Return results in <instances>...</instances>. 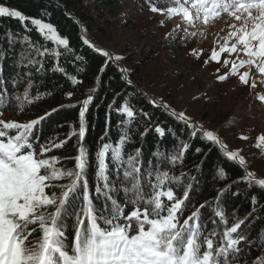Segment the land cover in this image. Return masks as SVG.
Wrapping results in <instances>:
<instances>
[{
  "label": "snow or ice",
  "instance_id": "obj_1",
  "mask_svg": "<svg viewBox=\"0 0 264 264\" xmlns=\"http://www.w3.org/2000/svg\"><path fill=\"white\" fill-rule=\"evenodd\" d=\"M145 9L152 17H161L160 27L179 19L165 33L169 43L177 39L186 43L222 24L204 65L219 64L217 81L236 77L238 86L249 89L253 103L264 107V0H142L141 11ZM41 12L38 17L26 16L0 2V20L15 19L24 29L21 33L8 27L0 32V264H264V227L255 228L257 223L264 225L260 197L251 195V210L243 217L237 215L238 209L229 214L224 202L226 194L242 182L249 191L254 187L264 191V174L258 177L240 149L230 150L215 130L206 129L186 110L140 89L130 69L120 65L124 57L97 46L83 24L82 45L104 57V64L83 99H74L84 83L87 60L69 36L44 18L50 16L47 9ZM33 29L43 43L31 37ZM189 55L199 60L203 49L193 48ZM6 61H10L8 75L4 74ZM69 64L76 65L73 72L68 71ZM109 65L117 68L121 83L107 104L104 131L95 149H90L88 115L98 89L104 87L103 74ZM222 68L227 70L221 72ZM50 71L61 74L70 90L63 91L65 84L47 88ZM60 92L71 103L27 120L4 116L6 110L28 115L33 106ZM202 97L212 100L206 93L192 99ZM144 104L152 111H146ZM65 108H78L76 120L66 125L69 131L45 136V122ZM157 110L175 126L153 119ZM113 112L122 117L115 138ZM138 121L147 127L140 133V146L128 153L126 147L134 143L138 130L133 124ZM153 130L158 139L146 153L143 145ZM197 137L217 147L244 173L200 203L196 201L200 180L192 173L202 172L203 161L177 174ZM73 139L74 156L56 154ZM239 139L249 137L241 134ZM255 140L264 155V133ZM202 151L195 148L196 154ZM216 174L221 181L227 179L222 166ZM231 194L238 197L240 191Z\"/></svg>",
  "mask_w": 264,
  "mask_h": 264
},
{
  "label": "trees",
  "instance_id": "obj_2",
  "mask_svg": "<svg viewBox=\"0 0 264 264\" xmlns=\"http://www.w3.org/2000/svg\"><path fill=\"white\" fill-rule=\"evenodd\" d=\"M120 1L123 0H59L55 2L53 0H0V2L6 3L7 6L17 8L22 11L26 16L38 17L42 15L41 10L47 9V12L50 13V16H45V19L50 20L58 26V30L63 35H67L71 38L72 46L80 53L83 54L87 60L86 65V75L83 76L84 83L79 86L75 92L74 99H83L84 94L87 89L93 87V81L95 76L98 74L99 68L104 64V57L94 52L92 49L83 46L79 37L80 25L83 24L87 28L88 37L99 47H106L110 52H114L111 48L103 45L104 32L106 26L112 23V16L110 10L112 7L117 5ZM141 6L142 0H132ZM57 4L59 6H57ZM108 9V10H107ZM107 10V11H106ZM75 17L72 18L69 15ZM78 21L79 23H77ZM10 27L12 30L19 31L23 33L24 29L15 19L3 18L0 20V32L7 30ZM29 27H32L29 25ZM31 37L34 40H38L43 43L42 38L39 34L33 29L30 33ZM48 47H52V44L49 42ZM124 59L119 63L128 69H130L131 78L137 81L138 86L144 92H148L157 97H163L165 100L170 102L173 107L179 110L175 104L164 96L155 94L154 92L148 90L143 82L140 80V73L142 67L147 63V58L139 59L134 61L132 54L128 51L126 55L123 56ZM10 61L5 62V75H8L11 72V69L8 68ZM49 67H51V61L49 62ZM69 72H73L76 65H66ZM119 72L115 66L109 65L106 67V71L103 74L104 87L98 89V94L96 95L95 103L91 106V111L89 112L88 118L90 122L89 132L87 134V145L90 149H95L96 141L98 137L103 133L105 127V113L107 109V104L112 101L113 89L118 90V85L121 83L119 79ZM109 81L111 82V88L108 87ZM47 88H51L52 85L65 84L64 78L61 74H53L51 71L48 72L45 80ZM70 84H65L63 91L70 90ZM44 90V89H41ZM63 92L58 93L54 98L47 99L45 102L39 103L33 106L28 115H17L11 110H6L5 112L13 114L15 117L21 120H27L35 118L37 115H42L44 111L49 110L51 107H56L61 103H71L62 98ZM143 103V102H142ZM99 105V107H97ZM139 106V105H138ZM146 111H152V109L144 104ZM183 110H186L187 113L194 117L195 120L202 123L206 129L215 130L224 143L231 149H238L237 146L229 140V138L223 133L224 129L227 127L228 123H231L234 118L225 119L222 124L215 125L210 120L211 114L203 110L195 109L194 104L188 105ZM78 108H65L52 115L44 124V134L55 135L57 132L63 135L67 133L69 129L67 128V123L75 121L77 118ZM122 117L117 113L113 112L111 116V126L112 131L111 135L113 138L118 136L119 130L117 128V122L120 121ZM153 119L161 121L163 124L168 126H175V122L166 116L163 112L157 110ZM64 124V128H57V125ZM138 125V130L134 133V143H130L126 147L128 153H132L137 146H140V133L144 131V128L147 127L146 124L140 123L139 121L136 124H133V127L136 128ZM187 139V136L182 137ZM158 139L154 130L150 132L146 138V141L143 145L145 152L147 153L149 149L154 147L155 141ZM166 143L170 146L173 141L169 136L166 140ZM75 144L76 140L73 139L63 151H59L56 154L59 156H74L75 155ZM201 147L203 151L199 154L195 153V148ZM207 153V155H205ZM242 154V152H241ZM244 155V154H242ZM203 161V170L201 173L193 172V175H198L200 180V194L196 197L197 203L203 202L205 200H210L216 195L215 189L223 188L227 184H231L233 180H236L238 177H241L244 173L243 170L234 162L228 161L226 157L222 155L220 150L207 144L206 142L201 141L198 137L192 144V149L186 155L184 161V167H177V174L180 171H185L188 169H194L197 164H200ZM71 164H68V167H71ZM222 166L227 174V179L221 181L217 176V168ZM248 166L253 170L257 176H261L256 169L248 162ZM239 189L240 195L238 197L232 196V192ZM255 193L260 197V203L264 204V191H260L258 188H252L251 191L248 190V186L245 183H239L235 185L229 193L224 197V202L227 205L228 213L231 214L233 210H237V215L243 217L248 211L251 210L250 197ZM191 208V205L189 206ZM264 225L257 223L255 225L256 230H259Z\"/></svg>",
  "mask_w": 264,
  "mask_h": 264
},
{
  "label": "rangeland",
  "instance_id": "obj_3",
  "mask_svg": "<svg viewBox=\"0 0 264 264\" xmlns=\"http://www.w3.org/2000/svg\"><path fill=\"white\" fill-rule=\"evenodd\" d=\"M108 11L113 20L106 26L103 45L122 56L129 51L134 61L147 58V63L141 69L140 80L148 90L168 98L179 110L193 103L195 109L209 112L210 120L215 125L234 118L223 133L241 150L247 162L264 174V155L261 149L255 147L256 136L264 133V107L253 103L249 89L238 86L236 77L224 82L217 81L215 75L219 64L203 63L214 46V34L223 25L209 27L204 36L191 37L186 43H181L179 39L169 43L165 33L180 22L178 18L160 27V16L152 17L146 9L141 11V6L132 0L120 1ZM193 48L203 49L199 60L189 55ZM226 70L222 68L221 72ZM202 93L211 97V102L206 97L195 101L192 99ZM4 116L21 120L7 112ZM241 134L247 135L249 139H239Z\"/></svg>",
  "mask_w": 264,
  "mask_h": 264
},
{
  "label": "water",
  "instance_id": "obj_4",
  "mask_svg": "<svg viewBox=\"0 0 264 264\" xmlns=\"http://www.w3.org/2000/svg\"><path fill=\"white\" fill-rule=\"evenodd\" d=\"M53 1H55V2H59V0H53ZM71 16V15H70ZM72 18H74V19H76L75 17H73V16H71ZM77 20V19H76ZM79 26H80V23H79ZM101 48H105V47H101ZM105 49H107V48H105ZM108 50V49H107ZM121 65V64H120ZM122 66V65H121ZM148 93V92H147ZM148 94H150V93H148ZM150 95H152V94H150ZM230 150H232L231 148H229Z\"/></svg>",
  "mask_w": 264,
  "mask_h": 264
}]
</instances>
